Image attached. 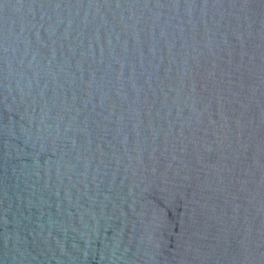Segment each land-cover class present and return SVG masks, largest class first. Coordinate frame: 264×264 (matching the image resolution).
Masks as SVG:
<instances>
[{
  "label": "water",
  "instance_id": "1",
  "mask_svg": "<svg viewBox=\"0 0 264 264\" xmlns=\"http://www.w3.org/2000/svg\"><path fill=\"white\" fill-rule=\"evenodd\" d=\"M0 264H264V0H0Z\"/></svg>",
  "mask_w": 264,
  "mask_h": 264
}]
</instances>
